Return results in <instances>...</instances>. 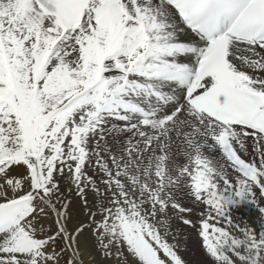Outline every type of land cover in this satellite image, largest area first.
<instances>
[{"label":"snow or ice","instance_id":"obj_1","mask_svg":"<svg viewBox=\"0 0 264 264\" xmlns=\"http://www.w3.org/2000/svg\"><path fill=\"white\" fill-rule=\"evenodd\" d=\"M65 192L108 264H264V0H0V264H85Z\"/></svg>","mask_w":264,"mask_h":264},{"label":"rangeland","instance_id":"obj_2","mask_svg":"<svg viewBox=\"0 0 264 264\" xmlns=\"http://www.w3.org/2000/svg\"><path fill=\"white\" fill-rule=\"evenodd\" d=\"M188 207H191V205H187ZM201 209L196 208V212L200 211ZM196 212L193 210L192 213L186 214L188 215V218L195 220ZM71 220L73 223L77 221V223L84 221L85 222V231L82 235L78 238V246L80 248L81 254L84 255L85 253H89L86 259H84L85 264H96V258L103 262V264H108V261L104 258V256L98 251L96 247V241L93 235L88 231L87 229V211H80L77 215H74L73 213L69 214ZM235 223L240 224L241 220L238 218L233 219ZM264 226V221H260L259 223L255 224H248L245 227L251 228L257 232L260 231L261 227ZM173 229H179L180 231L177 233L180 238L181 248H180V255L182 256V259L185 261V264H207L206 262V256L204 251L201 247V242L197 238L196 232L188 227L184 226L182 224H179L177 222H173L172 225ZM235 231V230H234ZM236 235H240V233L235 231ZM193 238V239H192ZM195 241L196 244L199 246L198 251L194 249L195 247L192 245L191 242L188 241ZM189 245L187 246V244ZM92 246L87 247L86 246ZM85 246L86 250H82ZM94 246V247H93ZM202 253V254H201ZM200 254V255H199ZM204 254V255H203ZM202 256V257H201ZM92 259L94 261H92ZM88 260V261H87Z\"/></svg>","mask_w":264,"mask_h":264},{"label":"bare ground","instance_id":"obj_3","mask_svg":"<svg viewBox=\"0 0 264 264\" xmlns=\"http://www.w3.org/2000/svg\"><path fill=\"white\" fill-rule=\"evenodd\" d=\"M212 155L215 156L216 154H212ZM61 187H62V189L64 188V182L63 181H61ZM64 199L67 203L68 214L73 213L74 215H77L78 212H80L82 210L87 211V209L85 208L84 204L82 203L80 197L75 195L74 192H65L64 193ZM88 199H89V207H91L92 206V198L90 195H89ZM182 202L185 203L186 207H188L187 205H191L190 203L187 202V198H185ZM262 203H264V202H262ZM191 207H192V205H191ZM194 211L196 212V208H194ZM230 215L233 219L239 218L241 220V222L239 224L241 227H245L248 224H255V223H259L260 221H264V215H262L260 213L258 207L256 205L248 203L247 201H245V202L241 203L240 205L230 209ZM75 223H77V221ZM188 242H191V246L193 245L195 247L194 249H196L198 251L199 246L196 244V242L194 240L188 241ZM188 245H189V243L187 244V246ZM83 247L84 248L82 250H86L85 246H83ZM87 247H92V246L88 245V246H86V248ZM88 255H89L88 252L85 253L83 255L84 259H86L85 257H87ZM92 261H94V260L92 259ZM96 264H103V262L99 261L96 258Z\"/></svg>","mask_w":264,"mask_h":264},{"label":"clouds","instance_id":"obj_4","mask_svg":"<svg viewBox=\"0 0 264 264\" xmlns=\"http://www.w3.org/2000/svg\"><path fill=\"white\" fill-rule=\"evenodd\" d=\"M234 204H235V202H234Z\"/></svg>","mask_w":264,"mask_h":264}]
</instances>
